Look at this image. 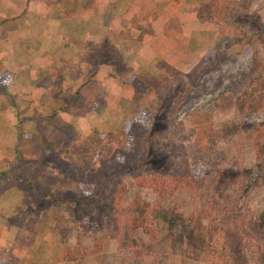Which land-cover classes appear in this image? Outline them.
<instances>
[{
	"label": "rangeland",
	"instance_id": "374dc122",
	"mask_svg": "<svg viewBox=\"0 0 264 264\" xmlns=\"http://www.w3.org/2000/svg\"><path fill=\"white\" fill-rule=\"evenodd\" d=\"M161 1L163 8L169 9L167 2ZM224 1H232L230 7L234 12L223 9L222 15L213 17L212 21L196 19L197 27L190 25L186 28L190 32L189 42L183 51L175 46L169 48L163 45L161 52L169 48L165 54L175 57V61L183 62L186 50L191 58L197 53L194 63L188 61L189 65L185 64L180 69L171 66V72L166 71L169 65H165L164 60H159L158 66L157 62L155 65L150 63L156 55L154 42L150 41L143 49L117 51L114 48V25L108 28L107 23L108 37L98 34L94 35L95 40L90 38L100 49L93 52L100 54L108 72L115 74L112 78L118 89L111 87L113 92L110 89L108 93L106 90V93L100 92L98 97H92L84 112L82 108L69 117L73 121L71 123L79 128L78 131L74 128L78 138L84 126L76 121L82 116L90 115L92 122L98 121L100 125L86 137H81L79 147L69 149L66 136L60 130V126L67 122L61 118L57 105L53 104L46 110L42 108L40 101L46 98H43L44 94L33 99H16L12 90L7 86L3 88L0 105L6 111L9 109V114L0 118V144L3 145L0 151L7 155L1 160L8 166L11 158L19 154L14 173L23 176L19 183L28 191L34 189L36 193L45 189L49 179L37 177L33 180L29 172L32 169L37 173L53 172L61 176L69 173L70 180L79 181L73 178V168L82 163L77 160L76 164L66 159L69 153L83 155L76 154L74 151L77 149L82 152L89 150L86 160L90 157L91 161L94 159L90 169L101 167V161L112 157L118 150H130L128 131L132 124L149 130L152 145L150 154L134 168L135 173L149 177L151 173L164 171L167 176L175 173L177 176L167 192L160 194L150 187H137L133 177L126 175L123 181L128 193L121 204L122 208L118 206L115 209L119 212H112L119 218L118 227L110 224L113 216L107 218L105 207L96 208L94 205L92 216L74 214L76 225L65 226L61 236V239L70 237L65 245L69 249L68 257L64 259L65 250H58L65 239L55 245L53 238L51 256L46 258V262L40 256L32 258L36 264H55L56 261L62 264H212L207 254L215 251L219 243L218 235L213 240L208 238L209 247L203 244L195 247L189 242L187 233L191 226L188 223L191 220L198 225L195 227L198 233H203L204 228H209L213 222V225H217L214 220L220 216L210 207L215 205L218 211L232 210L239 193L241 197L236 206L242 208V215L251 221V225L255 224L244 236L246 264H264V160L257 161V153L264 151L261 146L264 142V77L259 76L260 67L264 64V0H220L219 5L225 6ZM153 2L159 4L160 0H149V6L154 5ZM99 4L101 9L105 8L111 13L113 19L124 21L131 11H144L146 2L106 0ZM87 6L90 8L84 18L80 13L74 20V39L66 34L64 28L69 46H72L70 42L73 40L85 39L84 43L89 42L88 36L93 27H87L84 22L92 23L97 14L90 3ZM179 8L186 10L184 5ZM125 10H128L127 13ZM33 11L32 1L0 0V23L8 19L3 31L9 29L11 22H17L16 16ZM157 11L161 12V9ZM36 16H40L39 10ZM27 20L26 26V19L22 21V31L19 29L14 36L19 35L24 47L40 48L47 34L44 33L43 40L32 37L34 32L28 30L32 20ZM200 25L211 28V33L208 32L207 36L196 34ZM24 32L31 37L25 38ZM109 42L112 44L109 45ZM82 52L80 55H83ZM92 71L93 67H90L85 74L78 73L75 76L78 83ZM126 78L130 81L127 82ZM127 88L131 89L132 95L127 94ZM245 91L250 92L251 96ZM34 104L41 108V112L27 115V110L24 112L23 109ZM15 121L21 126L17 131L20 138L29 133L19 146L15 145ZM8 125H12V128L8 129ZM99 134H104V138ZM49 145H53L52 148ZM61 150L64 151L62 154ZM97 152V155L94 154ZM23 155L32 156L33 160L26 161ZM56 159L60 161L56 162ZM65 163L68 165L66 171ZM100 179L101 176H98L97 182L102 181ZM41 180L46 181L42 183ZM86 185L83 186L84 191L80 190L81 195L75 198L94 190L96 194L90 197L101 204L100 187L96 184ZM64 190L63 182L60 185L55 183L53 197L43 193L42 197L37 195L40 197L38 200L53 206L57 203L68 205L64 201L72 196L64 195ZM197 192L200 193L195 196ZM121 210L128 216H124ZM129 218V222L139 221L143 226L128 229L124 225L128 224ZM220 227V224L214 226L217 232ZM219 233L223 236L222 231Z\"/></svg>",
	"mask_w": 264,
	"mask_h": 264
},
{
	"label": "crops",
	"instance_id": "0c3cea01",
	"mask_svg": "<svg viewBox=\"0 0 264 264\" xmlns=\"http://www.w3.org/2000/svg\"><path fill=\"white\" fill-rule=\"evenodd\" d=\"M28 1H32L33 12H29L30 14L24 13V16L22 14L16 16L17 22H11L6 32L3 31V27L8 25L5 22L8 19L0 23V88L2 87L0 94L4 92L3 88L6 86L12 90L15 98L23 97L33 99L43 97L41 94H44L43 98H46L40 101L42 108L46 110L48 107H53V104L57 105L61 118H64L65 122L71 124L78 131V126L76 125V128L71 123L73 121L69 119L74 114V111H80L83 108L82 112H84L89 107L88 102L92 97H98L99 93H104L105 90L108 93L111 87L116 90L118 89L115 88V80L112 78L115 77V74L108 72L105 66L107 64L101 60L100 54L94 53V49H99V46L95 45L90 38L95 40L94 35H107V23H109L108 28L114 25V48L117 51L127 52L131 49H143L150 41L154 42L156 45V55L150 63L155 65L157 62L158 66L159 60H164L165 65H169L166 71L171 72V66L180 69L185 64L189 65L188 61L194 63L197 53L194 58H191L186 50L183 62L175 61V57L167 56L165 53L171 46L179 48L180 51H183L188 46V34L190 32L189 30L186 31V28L190 25L197 27L196 19H199L196 13L197 8L200 6L199 4L207 3L210 0H164L167 2L169 9L163 8L164 4L161 0L159 4L153 2L154 5L151 4L150 6L148 4L149 0H145L146 4L143 6L144 11L133 10L126 15L127 20L124 21L113 19L111 13L104 10L105 8L101 9L99 2L106 0ZM188 2H193L195 5H189ZM87 3H90L94 7V12L97 14V18L92 23L84 22V25L87 27H93L88 36L89 42L84 43L83 41L85 39L76 40L75 42L73 40L70 42L72 46H69L66 42L67 37L64 36V28H66V34L68 33L70 37L73 39L76 37L72 36L75 35L72 31V28L75 26L74 20L76 17H79L80 13H82V19L84 18L87 10L90 8V6H87ZM182 5L186 6L185 11L179 8ZM159 8L161 12L157 11ZM37 10L40 11V16H36ZM127 11L125 10L124 12L127 13ZM27 18L32 20L28 28L29 31L34 32L32 37L43 40L44 33L47 34L45 37L46 41L42 44L44 45L43 47H41L42 45L36 49L24 47L23 43L19 41V35L14 36V33L18 34L19 29L20 32L22 31L24 26L22 21L24 19H26L25 26L27 25ZM32 27L35 29H32ZM96 28L98 29L96 30ZM211 30L207 26L203 27V25H200L197 28L196 34H204L207 36L211 33ZM24 34L25 38L31 37L26 36L28 32H24ZM116 34L117 37L115 38ZM111 44L109 42V45ZM163 45H167L169 48H164L161 52V49L164 47ZM11 52L13 54L9 55ZM81 52L83 55H80ZM90 67H93V71L82 82L78 83L75 76L78 73L85 74ZM126 79L127 82L130 81L128 78ZM101 89L104 91H101ZM110 91L113 92L111 89ZM77 92L80 93V100L77 107L71 112L64 111L62 105L66 104ZM132 93L131 89L127 88V94L132 95ZM23 110L24 112L27 110V115L41 112V108L35 104ZM13 112L11 111L10 113ZM6 114H9V109L6 111L0 105V118ZM85 114H91V112H86ZM89 116H82L80 119H77L76 122L84 126L83 133L81 132L78 140L69 144L70 150L74 146H81V137H86L85 135L92 133L94 129L100 128L98 121L96 123L95 121L92 122L93 119ZM15 123L17 124L16 121ZM20 127L19 124L14 127L16 131L15 145L18 146L22 140H26L29 136V133H25L24 137L20 138L21 136L17 132ZM7 128H12V125H8ZM98 136L104 138V134H99ZM1 140L2 138L0 142ZM0 146L3 145L0 144ZM74 152L76 154L82 153L83 155L69 153L66 155V159L75 163L78 160L79 163H82L73 168V178L79 179V181H69L68 179L61 178L62 180H59L58 183L60 185L63 182L65 193L72 196L75 193V189L84 191V185L82 183L87 177V172H89L92 166V161H94V159L91 161V157L86 160L87 154L89 155V150L82 152L77 149ZM99 152L94 154L97 155ZM6 156L0 151V264H36L32 258L39 256L46 262V258L52 254L53 238L55 245L62 243L66 238L61 239L63 230H65L63 228L65 226L71 227L76 225V218L69 205L62 203H57L55 206L49 203L45 204L46 201L40 202L38 200L40 197L37 196L34 189L28 191L24 186H21L19 182L22 181L23 176H16L14 173V169H16L15 164L19 161V154H15L11 158V164L8 166L4 165L3 160H1ZM23 158L26 161L33 160L32 156L23 155ZM7 164H9V161H7ZM29 172L30 175H33V180L37 177L49 178L46 186H50L54 193L55 185L53 181H50L52 178L50 175H54L52 171V173H44L43 171H38L37 173L32 169ZM45 181L41 180L42 183ZM78 184H80L79 189L77 187ZM10 237L15 238L11 239ZM68 239H65L66 241L64 240V243L59 246L58 250H65ZM49 264L52 263L50 262ZM55 264L62 263L56 261Z\"/></svg>",
	"mask_w": 264,
	"mask_h": 264
},
{
	"label": "trees",
	"instance_id": "16d2710c",
	"mask_svg": "<svg viewBox=\"0 0 264 264\" xmlns=\"http://www.w3.org/2000/svg\"><path fill=\"white\" fill-rule=\"evenodd\" d=\"M220 0H210L207 3H202L197 8V16L204 20V21H212L213 17L219 16L223 9L230 10L231 12H234L232 7H230L232 1H224L225 6L219 5ZM232 6V5H231ZM222 15V14H221ZM259 35V34H258ZM259 38L261 36L259 35ZM264 63V62H263ZM260 78L264 77V64L260 67ZM249 96H251L250 92L245 91ZM137 98V96H136ZM139 99V98H138ZM80 100V93L77 92L75 95H73L66 104L62 105V109L66 112H71L73 109L77 107V104ZM262 103V102H260ZM264 127V124H263ZM61 132L66 136V144L69 145L72 142H75L78 140V136L74 133V127L68 123H64L62 126H60ZM129 145L131 146V149L126 151L124 149L118 150L112 157L103 159L101 161V167H92L88 174L86 179L83 181V185L87 186H94L96 184L100 187V193L99 198L101 200V204L97 199H94L90 196H93L96 194V191L89 192L88 194H85L84 196L76 197L78 194H80V190L75 189V193L72 197L68 198L67 201H64L68 203L69 207H71V210L73 213L78 216L81 214H85L87 216H92L93 206L95 207H105L107 210V218L109 219L110 215H112V212L118 211L115 210L118 208H122L121 204H123V200L126 197V194L128 193V190L126 188L125 182L123 181V177L126 175H131L133 177V180L135 181V184L137 187H150L155 189L160 194H164L167 192L168 186H172V182L177 178V176L174 175H168L164 171H159L156 173H151L149 177H145L141 173H135L134 168L139 165L142 161H144L148 154H150V147L152 146L150 144L151 137L150 132L143 126L132 124L129 128ZM149 145V146H148ZM51 148L53 145H49ZM264 148V142L261 145ZM68 151V148L65 149V152ZM64 152L61 150L60 154ZM262 154V155H261ZM257 161L261 162V160H264V151H259V154L257 153ZM59 159H56V162H59ZM68 165L65 163V171L68 170ZM112 167V169H111ZM107 169V170H106ZM111 169V171H110ZM106 171V174H105ZM109 173H108V172ZM5 174V173H3ZM61 175H52V179L50 181H53L54 185L55 183H59V180H62L61 178H65V180H70L69 173L68 175L66 173H63ZM98 176H101L102 181L97 182ZM169 176H171L169 178ZM236 177H238L236 175ZM100 179V180H101ZM239 178H236V180ZM49 181V180H48ZM99 183V184H98ZM80 185V184H78ZM196 185L199 187L198 183ZM159 186V187H158ZM45 189H40V191H36L37 195L43 196V193L52 195L53 189L50 186H45ZM79 189V188H78ZM90 189L89 191H91ZM182 189H178L177 191H181ZM196 190V189H195ZM200 192L195 193L196 195H199ZM54 194V193H53ZM66 195V193L64 194ZM81 195V194H80ZM79 196V195H78ZM120 197V198H119ZM240 198V193L238 195ZM238 198V199H239ZM235 202V205L233 206L232 210L223 209L222 211H218V208L216 210V206L210 207L211 211L217 214H219V218L217 217L215 223L218 225L220 224V230L223 232L219 233L214 228L217 227V225H213L211 223L209 228H204V232L198 233L196 228L198 225L194 224L191 220L189 221L188 225L191 226V229L188 231L187 234H189V242L195 247H199L200 245H204L209 247V243L207 242L208 238H211V240L214 239V236L218 235L219 243L216 244V249L212 253H208L207 256H209V261H211L212 264H246V256H245V246L243 244L245 240V234L249 233V229L252 230V227L254 225H251L250 220H246L244 215H242V208L237 207L239 200ZM70 201V202H69ZM121 201V203H120ZM132 210H135L134 207H132ZM121 213L124 216H128V213H125L121 210ZM137 214V213H136ZM113 216V221L110 224H115V226H119V218H117L115 215ZM130 221V218L127 220L128 224L124 225L128 229H136L139 227H142L143 225L140 224L139 221ZM262 221L264 222V218H262ZM212 235V237H211ZM222 237V238H221ZM217 239V240H218ZM222 239V240H221ZM216 240V241H217ZM65 257L66 259L69 255V249L65 248ZM200 257H198L199 259Z\"/></svg>",
	"mask_w": 264,
	"mask_h": 264
}]
</instances>
